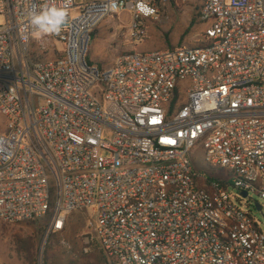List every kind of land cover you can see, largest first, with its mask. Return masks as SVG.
<instances>
[{"label": "built area", "instance_id": "built-area-1", "mask_svg": "<svg viewBox=\"0 0 264 264\" xmlns=\"http://www.w3.org/2000/svg\"><path fill=\"white\" fill-rule=\"evenodd\" d=\"M172 1L71 0L43 35L59 56L32 62L46 46L30 13L50 0H0V222L60 233L89 211L107 264H264V234L228 193L264 200V0H203V45L89 59L104 20L129 13L143 41Z\"/></svg>", "mask_w": 264, "mask_h": 264}, {"label": "rangeland", "instance_id": "rangeland-1", "mask_svg": "<svg viewBox=\"0 0 264 264\" xmlns=\"http://www.w3.org/2000/svg\"><path fill=\"white\" fill-rule=\"evenodd\" d=\"M93 1L100 0H74L75 5ZM179 2L181 5L177 9H173L170 4L163 6L159 17L151 21L160 41L168 47H171L173 42L175 45L193 43L203 29L199 20L201 0ZM77 14L78 12L75 10L71 13L72 17ZM120 16L115 19H106L105 25L102 26L101 23L92 35L89 56H92L95 61L98 60L103 66H107L112 58L119 54L136 51V49L150 50V46L156 39L155 32L149 27L148 42L144 43L145 40L132 41L128 37L129 25L121 22V19L126 20V15ZM192 18L194 26L186 31ZM3 22L4 20L0 16V25ZM165 34L167 35L166 39L164 38ZM45 39L43 37L42 40L46 46L45 49H31L30 60L32 62L52 60L59 56L63 49V45L58 41H53L50 38ZM108 132L109 130H104L105 137H108ZM102 155L106 157L107 153L103 152ZM189 157L195 172L205 176L209 174L204 163V149L201 144L191 151ZM228 193L233 204L243 212L250 214L257 228L264 234V200L252 193L249 194L248 199H240L239 193L232 186L228 187ZM256 203L262 206L261 212L255 209ZM83 212L69 216L65 230L60 233H47V218L34 222H0V264H44L46 252L50 256V264H104L101 252L91 239L92 232L88 221L90 212ZM53 234H55L54 239H52ZM29 236L34 239L35 244V258L32 263L26 259L27 253L21 248V241ZM50 243L53 244L52 250L47 251V246ZM85 249L88 250L87 253L84 251Z\"/></svg>", "mask_w": 264, "mask_h": 264}, {"label": "clouds", "instance_id": "clouds-1", "mask_svg": "<svg viewBox=\"0 0 264 264\" xmlns=\"http://www.w3.org/2000/svg\"><path fill=\"white\" fill-rule=\"evenodd\" d=\"M71 0H50L38 12L30 13V24L37 35L56 34L68 21Z\"/></svg>", "mask_w": 264, "mask_h": 264}, {"label": "crops", "instance_id": "crops-1", "mask_svg": "<svg viewBox=\"0 0 264 264\" xmlns=\"http://www.w3.org/2000/svg\"><path fill=\"white\" fill-rule=\"evenodd\" d=\"M191 2H195V1H197V0H190ZM202 2H203V0H201V5H202ZM181 4H180V2L178 1V0H174V1H172L171 3H170V6L174 9V8H178L179 6H180ZM162 7L163 6H160V11H161V9H162ZM160 14V13H159ZM121 15V16H120ZM119 16L120 17H122L123 15H126V20H123V19H121V22H125V23H127L128 25L130 24V15H129V13H121ZM119 16H118V18H119ZM105 22H107V20H104L103 22H102V26H104L105 25ZM201 22V21H200ZM152 22L150 21V20H148V21H146V28H147V35H148V29H149V27H150V30H152L153 29V31L155 32V34H156V39H154V42H153V45H151L150 46V50H148V51H165V50H167V49H172V48H175V47H178V46H181V45H187V46H191V47H196V46H200V45H203V42H204V31H205V29L207 28V25L205 24V23H202L201 22V25H202V27H203V29H202V33L199 35V37H197V39H195V41L193 42V43H182V44H176L175 45V43L173 42L172 43V45H171V47H168L167 45H165V44H163L161 41H160V39H159V37H158V35H157V33H156V31H155V29H154V26L151 24ZM194 26V19L192 18L190 21H189V24H188V26H187V29H186V31H188V29L189 28H191V27H193ZM186 31H185V33H186ZM147 36H146V38L144 39L145 41H144V43L145 42H148V40H147ZM164 38L166 39L167 38V35L165 34L164 35ZM135 51V50H134ZM136 51L137 52H147V51H144V49H136ZM128 52H133V51H128ZM128 52H125V53H128ZM125 53H122V54H125ZM122 54H119V55H122ZM119 55H117V56H114L113 58H112V61L107 65V66H103L98 60L97 61H95V60H93V58H92V56H89V59L92 61V62H94L95 64H97V65H100V66H103V67H108V66H111L113 63H114V61H115V59L119 56Z\"/></svg>", "mask_w": 264, "mask_h": 264}, {"label": "trees", "instance_id": "trees-1", "mask_svg": "<svg viewBox=\"0 0 264 264\" xmlns=\"http://www.w3.org/2000/svg\"><path fill=\"white\" fill-rule=\"evenodd\" d=\"M213 175V174H212ZM215 176V175H214ZM217 177H221L219 176V174L216 175ZM223 186L226 187L227 183H225V181L222 182ZM55 238V234L52 235V239ZM52 247H53V244L50 243L48 246H47V251H51L52 250ZM21 248L23 250L26 251L27 253V256H26V259L29 261V262H33L34 258H35V253H34V248H35V244H34V239L32 237H27L26 239H23L21 241ZM102 254V253H101ZM103 257V260H104V264H107L104 256L102 255ZM50 256L48 254V252L45 253V257H44V264H50ZM94 264H101V263H94Z\"/></svg>", "mask_w": 264, "mask_h": 264}, {"label": "water", "instance_id": "water-1", "mask_svg": "<svg viewBox=\"0 0 264 264\" xmlns=\"http://www.w3.org/2000/svg\"><path fill=\"white\" fill-rule=\"evenodd\" d=\"M239 196H240L242 199H246V198L248 197V195H247L246 192L240 193ZM255 209H256L258 212H261V211H262V206L256 203V204H255Z\"/></svg>", "mask_w": 264, "mask_h": 264}]
</instances>
